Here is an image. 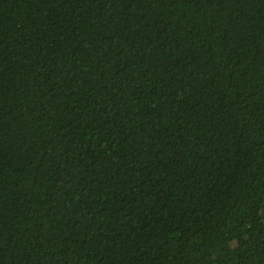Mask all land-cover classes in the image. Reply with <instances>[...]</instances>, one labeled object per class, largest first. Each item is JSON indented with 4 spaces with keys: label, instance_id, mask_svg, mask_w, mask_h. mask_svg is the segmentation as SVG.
<instances>
[{
    "label": "trees",
    "instance_id": "obj_1",
    "mask_svg": "<svg viewBox=\"0 0 264 264\" xmlns=\"http://www.w3.org/2000/svg\"><path fill=\"white\" fill-rule=\"evenodd\" d=\"M0 264H264V0H0Z\"/></svg>",
    "mask_w": 264,
    "mask_h": 264
}]
</instances>
